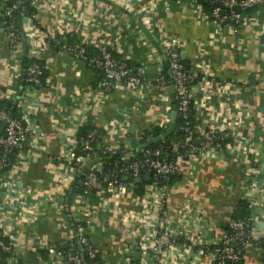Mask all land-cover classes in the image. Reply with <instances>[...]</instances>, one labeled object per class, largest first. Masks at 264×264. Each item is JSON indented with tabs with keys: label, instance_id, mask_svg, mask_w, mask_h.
<instances>
[{
	"label": "crops",
	"instance_id": "1",
	"mask_svg": "<svg viewBox=\"0 0 264 264\" xmlns=\"http://www.w3.org/2000/svg\"><path fill=\"white\" fill-rule=\"evenodd\" d=\"M9 1L0 0V7ZM32 4L36 13L22 21L25 39L28 53L43 62L47 77L42 89H23L30 138L0 186V228L13 243L5 264H66L52 258L47 247L58 249L71 240L74 220L86 223L107 263L122 264V255L129 254L132 262L133 240L145 257L143 244L149 243L153 227L143 216L156 214L157 193L130 190L119 195L112 187L95 184L96 191L86 195L73 190L72 217L66 212L69 189L79 174L72 163L82 126L105 131V144L137 155L131 144L132 126L138 125L140 137L164 119L163 88L157 81L164 62L140 23L160 46L165 37L179 42L182 59L194 73L211 71L210 79L215 80H208L194 98L196 125L230 132L236 146L180 167L169 185L161 225L178 238L165 250L163 264H213L212 259L197 256L196 247L225 237L238 201L246 196L259 201L252 216L255 222H264V4L255 6L252 19L238 29L217 27L195 0H32ZM1 25L0 95L18 99L14 87L22 70ZM70 40L97 50L106 47L117 59L144 66L145 84L101 93L102 74L63 49ZM13 90L16 94H6ZM235 113L238 122L231 129L230 116ZM240 144L251 151L246 153ZM246 158L262 166L257 175L263 182L261 192L254 193L252 181L245 179ZM153 180L152 175L147 179ZM263 232L258 227L254 242L244 247L243 264H264L257 235ZM147 264H153L151 258Z\"/></svg>",
	"mask_w": 264,
	"mask_h": 264
},
{
	"label": "built area",
	"instance_id": "2",
	"mask_svg": "<svg viewBox=\"0 0 264 264\" xmlns=\"http://www.w3.org/2000/svg\"><path fill=\"white\" fill-rule=\"evenodd\" d=\"M214 2V7L210 14L207 16L211 21L222 29H238L243 24L247 23L252 19L250 14L245 13V11L237 12L234 10V6L239 5L242 8L255 7V5L264 4V0H208ZM200 10L202 11V5L196 3ZM19 10L18 3L15 2L6 8L5 16L11 18L13 12ZM203 12V11H202ZM10 38V44L12 51L18 57L16 66L22 70V63L20 56L23 52V44L19 40V36L16 32V23L12 21L10 23L9 29L6 32ZM162 49L167 57L168 66L171 70V78L174 81V86L176 89V98L179 100L178 114H180L184 119H187L190 115V102L195 101V95L199 92V88L204 86L208 80H215V78L210 79L211 71L206 70L203 73H194L189 69L183 62L181 55L180 43L172 38L165 37L162 41ZM63 49H66L76 57L82 58L90 62L94 68H96L101 74L102 79L99 82V89L101 93H110L116 87H126L129 90H135L142 87L146 80V69L144 66L134 67L131 66L126 59H117L113 53L106 47H101L98 56L89 57L85 53V49L77 43L74 44H64ZM34 57V56H33ZM45 73V67L43 64L34 61L28 67L26 71V81L27 86L32 90H39L44 87L43 76ZM158 85L163 88V92L160 94L161 100V112L164 119L159 122L160 126L166 129L171 113V92L170 86L166 77L160 73L158 75ZM25 87V88H26ZM24 92V90H23ZM11 93L16 94V91L7 92L9 96ZM7 96V97H8ZM6 97L4 94L0 95V100ZM24 95L22 94L18 97L17 106L20 109L19 116H13V114L8 118L7 111L4 108H0V130L4 121L7 124L4 130L0 134V186L4 180V176L12 171L13 167L18 162L17 156H22L27 148L29 135L31 132V126L28 123V114L25 112V106L23 101ZM200 100V99H199ZM198 102V101H197ZM202 105V101H200ZM232 121L229 127L231 129L234 123L238 122V114H232ZM231 120V118H229ZM163 123V125H161ZM196 125V124H195ZM193 127H183L182 129L189 130L186 138L182 142L172 141L169 144H163L156 148H147V142L154 137L141 134L140 137L144 140V146L139 150L138 154L141 153L139 158L131 150V153L126 149L122 161H116L114 166L106 171L103 168L102 161L95 164L89 171L85 174L82 183L85 187L86 195L89 191L94 188L95 184H99V179L102 182L108 183L109 187L115 189L119 195H123L130 190L137 189L139 183L146 177L148 172H151L153 177L152 183L145 189L144 194L150 193L151 191L157 193L158 210L156 214H150L143 216V219L150 223L153 227L149 235V243L143 244L145 256L142 264H147L149 258L152 259L153 264H163L164 254L167 247L177 241L178 234L174 232H166L161 229L162 220L164 212L166 209V204L169 196V182L172 180L174 175L178 173L180 167L189 160L196 157H209L211 154L217 153L224 148L234 149L235 141L232 139L230 132L218 131L216 128L200 127L196 125L197 129ZM93 132L89 133L85 140L87 146L90 145L93 139ZM156 138V137H155ZM167 139V138H166ZM166 139L161 142L164 143ZM226 141V142H224ZM241 148L246 153L251 151V147L243 146ZM171 148L174 151L175 158L169 159L165 156V151ZM123 150L120 145L106 144L105 153L110 155L116 154ZM123 150V151H124ZM259 154V152H253ZM12 154L15 158L12 160ZM248 155V154H247ZM246 155V156H247ZM93 159L92 155L87 156H77L73 160L72 169L74 172L80 173L85 165ZM256 161H252L250 158H246L244 161L245 165V179L252 181V191L254 193L261 192L263 182L258 178L260 171H263L262 166L258 164L255 166ZM130 175V179L127 180H117L119 174ZM114 180V181H112ZM249 201L251 207L253 208L258 204V200L252 196L244 197ZM77 227L75 228L74 237L69 240V249L67 252L61 251L54 247H47V252L52 258H56L65 262L66 264H82V259L78 253H75V242L74 239L81 244H84L88 254L91 258H96L97 247L94 241L91 239L90 235H86V227L79 220ZM254 218L251 215L250 218L246 219H233L230 218L228 221V231L225 237L220 240H210L208 242H200L196 247V255L200 257H208L212 259L213 264H229V262H237L241 259L243 249L246 245L252 244L254 242V236L256 234V229L253 226ZM264 233V232H263ZM3 236L9 238V243L5 242L0 237V248L5 252H12L13 243L6 233ZM260 249H261V259L264 262V236L257 234ZM142 252V251H141ZM103 264H108L104 258ZM122 264H130L131 258L130 254L128 256L122 255ZM94 264H98V261ZM99 264H102L99 261Z\"/></svg>",
	"mask_w": 264,
	"mask_h": 264
},
{
	"label": "trees",
	"instance_id": "3",
	"mask_svg": "<svg viewBox=\"0 0 264 264\" xmlns=\"http://www.w3.org/2000/svg\"><path fill=\"white\" fill-rule=\"evenodd\" d=\"M195 1H196V3L202 5L203 10L207 14L211 13V11L214 7V4H212V1H208V0H207L208 2H206V0H195ZM15 2H17V3L22 2V7L20 10L14 11L13 16L11 18L7 19L5 16L6 8ZM8 6L0 7V24H4L5 31L7 32L9 29L10 23L12 21H14L16 23V32L19 36V40L24 45L25 38H23L21 36V33L19 32V30L17 28L18 18L20 17L21 20L23 21L26 17H32L36 13V8L32 4V0H10L8 2ZM254 10H255V7H250V8H247L245 10V13L250 14ZM74 43L80 44L79 42L72 41V40L68 41L66 44H74ZM80 45L85 49V53L89 57L99 55V50H97L96 48L94 49L93 46H87L86 47L82 44H80ZM20 59H21V63H22V74H21V77L17 80L16 85L14 87L17 91H19L21 86H23V89H25V87L27 86V81H26L27 67L34 61H37V62L43 64V62L41 60L37 59L36 57L31 56L29 53L27 54V56H24V52H22ZM127 61L131 66L136 67L135 65L131 64L129 62V60H127ZM183 62H184V60H183ZM25 64H26V67H25ZM91 66H93V65L91 64ZM188 68L190 69V67H188ZM169 69H170L169 66H164L162 74L166 77V79L168 80V83L170 84L171 75L169 74ZM23 74H25L24 80H22ZM46 77H47V72L45 70V73L43 76L44 81H45ZM15 100H16V96H12L10 98L9 97L8 98H2L0 100V108H4L7 111H9L12 108ZM178 104H179V100L177 101V105ZM195 113H196L195 103L193 100H191L189 117L187 119H184L180 114H178V118H177V122H176V128H175L174 132L172 133V135L170 137H168L164 143H162L160 141V142H157V143L152 144V145L148 144L147 148H156V147L163 145V144H169L172 141L179 142V143L182 142L186 138V136L189 132V130L182 129V128L186 127V126L193 127L196 124ZM12 114H13V116H19L20 112H19L17 105L14 107ZM164 130L165 129L162 126L157 125V126H153L151 129H148L145 132V134L150 135V136L155 138V137L159 136L161 133H163ZM92 132L94 134L93 139L91 140L90 145L87 146L85 144V140L82 138H86L88 136V134L92 133ZM105 134H106L105 131L97 130L95 127L91 126L90 124L82 126L78 131L79 142H78L77 148L75 150V155L76 156L92 155L93 158L99 157L103 161L102 163H103L104 170L109 171L114 166L116 161H122V159L124 157V153H122L123 150L118 152L119 155H116L117 153L113 154V155L105 153V145L106 144H105L104 139H103ZM224 142H226V141H224ZM98 143H101V145H102L101 149L97 148ZM165 152H166L165 156H167L169 159L175 158L176 153L174 151H172L171 148H168ZM140 156H141V153L139 155H137V157H135V158L137 159ZM13 158H15V155L13 156V154H12V160H13ZM105 160L107 161L106 164L104 163ZM176 175H174V177ZM174 177L169 182V185L173 182ZM83 178L79 179L78 176L75 178L76 185L74 188V193H76V195H83L85 193V187L82 183ZM123 179L124 180L130 179V175L129 174L123 175L120 173L119 176L117 177V180L119 181V180H123ZM112 181H114V180H112ZM151 183H152V181H147L146 177H144L143 180L139 183L137 189H135V192L139 195H142L145 192V189ZM99 184H100V186L105 187V188L109 187L108 183L102 182L101 179H99ZM96 189L97 188H95V187L92 188L89 191V193L95 192ZM67 196L69 199V203L66 206V212L69 214L70 217H72V214L74 212L71 209V203H72L73 195L68 194ZM251 215H252V207H251L249 201L246 200L245 198H243V199H240L238 201L236 209H235L231 218H233V219H246V218H250ZM78 222H80V221H76V220L73 221L74 230L77 227ZM82 223L86 227V235H89V233H88L89 228L87 227V225L84 221H82ZM0 237L5 242L9 243V238L3 236L1 228H0ZM74 242H75L74 252L78 253L80 255V257L82 259V264H94L97 261H98V264H99V261L102 264L104 263V260L102 259L103 257L101 255V252L98 249L96 251L97 252L96 258H91L89 256L88 251H87L84 244L79 243L77 241V238L74 239ZM69 247H70L69 242H66L63 246L58 247V249L61 251L67 252ZM11 255H12V252H5V251L1 250V248H0V264H5L7 262V260L11 257ZM229 264H243V253H242V257L239 261L229 262Z\"/></svg>",
	"mask_w": 264,
	"mask_h": 264
},
{
	"label": "water",
	"instance_id": "4",
	"mask_svg": "<svg viewBox=\"0 0 264 264\" xmlns=\"http://www.w3.org/2000/svg\"><path fill=\"white\" fill-rule=\"evenodd\" d=\"M206 2H208L206 0ZM212 4H214V2L212 1ZM257 6V5H255ZM18 7L19 10L22 7V2L18 3ZM235 11L237 12H242L245 11L247 8H242L239 5H236L233 7ZM8 19V17H6ZM2 26V31H5V27L4 24L1 25ZM141 30L145 33V35L151 40L152 44L154 45V47L157 49V51L159 52L163 62H164V66H168V60L167 57L162 49V47L160 46L159 42L156 40V38L154 37V35L152 34V32L142 23L139 24ZM18 30L21 33V36L23 38H26L25 32H24V28H23V24H22V20L19 17L18 18ZM7 41H10V38L7 37ZM23 52H24V56H27L28 54V45L26 43V39L24 41V45H23ZM26 67V64H25ZM169 74L171 75V70L169 69ZM25 79V74H23V79ZM170 92H171V103H172V108H171V113H170V120L169 123L166 127V129L164 130L163 133H161L159 136H157L154 139H151L147 142V144L152 145L155 144L157 142L162 141L163 139H166L168 137H170L172 135V133L174 132L175 128H176V122H177V118H178V106H177V98H176V89L174 86V81L172 80V78H170ZM23 93V86H21V88L18 91V97L20 95H22ZM18 99H16L14 101V104L12 106V108L10 109V111L7 114V117L9 118L12 115L13 109L14 107L17 105ZM7 124V121H4L2 126H1V130H0V134L1 132L4 130L5 126ZM138 129V125L134 124L132 126V130H131V144L134 148L137 149V154L139 152V150L144 146V140L142 138H137L136 136V130ZM102 145L101 143H98L97 148L101 149ZM125 153V150L122 152ZM116 155H119V153H117ZM102 161L101 158L96 157L91 159L86 165L85 167L82 169V171L78 174V178L81 179L85 176V174L89 171L90 168H92L95 164H98ZM103 162V161H102ZM104 163L106 164L107 161L105 160ZM151 175V172L147 173V179L149 178V176ZM76 185V180L72 183L70 189H69V194H73V190L75 188ZM254 228L257 230L258 227H260L261 229L264 230V222H254L253 223ZM75 232V230H74ZM261 232V231H260ZM261 236H264V233H259ZM133 248L131 250V254H132V262L130 264H139L141 261V257H142V253H141V246L138 244L137 240H133L131 241ZM111 264V263H108Z\"/></svg>",
	"mask_w": 264,
	"mask_h": 264
}]
</instances>
